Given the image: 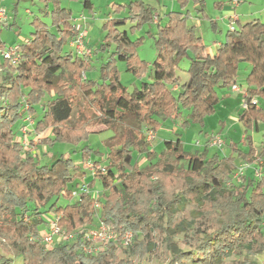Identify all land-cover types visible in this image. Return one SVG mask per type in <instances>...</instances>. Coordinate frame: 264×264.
<instances>
[{
  "label": "trees",
  "instance_id": "16d2710c",
  "mask_svg": "<svg viewBox=\"0 0 264 264\" xmlns=\"http://www.w3.org/2000/svg\"><path fill=\"white\" fill-rule=\"evenodd\" d=\"M38 1L40 13L32 18L29 38L18 45V63L0 56V264H12L19 257L22 264H132L128 257L144 254L155 256L159 264L185 260L225 264L224 259L234 252H264V175H245L237 186L228 184L236 158L253 163L264 157V140L258 149L249 141L246 152L234 149L235 155L214 152L208 156L206 148L185 151L176 138L164 141L156 160L141 167L135 160L141 154L152 157L141 123L155 133L164 121L176 120L186 110L182 125L202 126L205 116L215 110L217 87L230 90L231 84H238L240 62L250 65L244 99L258 97L264 102V20L233 23L210 55L195 25L188 24L189 4L197 17L205 16V0H176L179 8L167 11L164 21L160 15L156 19L153 6L144 0L113 3L115 16L103 22L105 34L97 50L109 51L112 45L114 49L101 63L98 77L82 78L94 66L64 50L80 31L72 22V11L61 0ZM83 6L92 9V1L84 0ZM154 22L158 50L150 66V81L130 92L120 81L117 62H125L126 70L140 78L149 70L136 53L144 36H132L143 24ZM3 46L0 41V51ZM183 57L190 59L188 78L175 93L170 85L179 82L176 69ZM74 85L98 113L68 125ZM260 105L243 107L239 119L257 129L264 123ZM38 107L42 114L33 129L39 134L52 128V136L42 137L39 143L77 146L82 163L90 155V147L84 144L88 128L102 124L112 130L105 141L107 163L88 182L93 188L95 178L101 181L98 208L90 193L93 189L72 194L85 173L71 154L61 152L41 162L17 140L23 118L36 115ZM51 213L59 216V224L72 237L47 248L39 236ZM99 220L113 228L116 240L99 251L84 252L87 241L80 230L95 227ZM127 231L132 241L124 247L120 238ZM178 236L186 248L179 245ZM119 247H124L126 257H118ZM245 264L259 263L248 260Z\"/></svg>",
  "mask_w": 264,
  "mask_h": 264
},
{
  "label": "rangeland",
  "instance_id": "374dc122",
  "mask_svg": "<svg viewBox=\"0 0 264 264\" xmlns=\"http://www.w3.org/2000/svg\"><path fill=\"white\" fill-rule=\"evenodd\" d=\"M84 0H61V5L68 7L73 13L72 22L80 27L81 31H84V41L87 47L91 48L90 55L86 56V59L94 66L89 68L85 72V76L96 78L99 76V67L101 63L105 62L110 52L114 49L112 45L109 51L97 50V47L102 42L105 31L102 28V24L108 18L114 17L112 4H122L129 0H91L92 9H86L83 6ZM145 3L153 6L154 14L157 15L156 19H159V15H164L172 8L178 9L179 5L176 0H144ZM232 1V0H231ZM215 0H205L204 8L205 16H196V10L193 5L189 4L190 17L188 18V24H195L196 33L202 38V42L212 53L216 51L217 45L215 42L224 40L225 34L229 29L228 16L225 11L220 10V6H216ZM0 4L5 8L7 14V21L0 24V41L4 42V47L9 45H19L29 38L30 32L33 28L31 25L32 18L35 14L40 13V7L42 5L38 0H0ZM229 9V7H228ZM231 9V14H236L239 17L240 22L251 21L253 19L264 20V0H239L238 4ZM234 12V13H233ZM48 24V18H45ZM155 19V21H156ZM130 23H127L128 28ZM236 26V23H234ZM157 26L154 23L143 24L134 34L133 38L143 35L142 42L137 46V55L145 60L149 65V70L140 78L134 73L126 70L125 62H117V69L119 71V78L123 85L131 92L135 87L139 86L143 81H150L151 64L155 60L157 55V46L155 43V33ZM65 51L74 50L69 46L68 42L64 47ZM0 57V61H1ZM190 63V59L183 57L178 62V68L176 74L179 78V82L175 85L177 88L175 93L180 90V84L185 82L188 78L186 72ZM250 68V65L246 62H240L237 72V82L240 86V91L235 93L227 88L217 87L218 102L216 104L213 113L205 116L203 125L199 123H191L188 126L182 125V119L185 118L186 110H183L181 116L176 120L168 119L163 122V125L155 132L151 133L144 123L140 126L147 137H150L149 149L152 151V157L148 159L145 154L136 155L135 160L138 166H144L148 161H154L159 154L164 150L165 140H175L179 138L181 140L182 148L187 152L202 151L206 148L207 155H211L217 152L221 156H226L231 153L234 155L236 150L246 152L249 148V141L252 146L258 149V144L264 140V123H259L258 128L253 126L248 127L240 119L239 115L243 109L244 94L245 91V76ZM1 72V70H0ZM173 85H170L172 88ZM73 100V112L68 125L73 124L76 121L85 118H92L96 116L98 111L95 107L88 104L82 97L78 85H74L72 89ZM47 95L43 103L49 98ZM256 102H260L264 106V102L260 101L258 97H252ZM260 105V106H261ZM259 106V105H258ZM36 115L25 116L23 121H31L29 124L30 130L25 131L24 134L18 133L17 140H19L24 147V151L30 154H34L40 158L41 162L50 161L61 152H67L71 154L72 158L79 164L80 169L84 171V178L80 179L79 185L87 186L88 182L95 177V173L98 169H103L107 160L105 158L106 145L105 141L112 135V130L105 128L102 124H97L88 128L90 131L84 144L90 147L89 159L94 164L93 170L82 166V160L79 153V147L70 143L55 142L52 146H44L39 143L42 137L52 136V128L47 127L43 132L37 134L34 128V122L41 118V107H38ZM27 121V122H28ZM25 123V122H24ZM153 137H152V136ZM211 136L220 138V145H209ZM20 137V138H19ZM198 141V143H196ZM55 155V156H54ZM98 158V160H96ZM258 158V157H257ZM244 163H248L241 158L235 159V168L231 175V179L228 181L229 186L238 185L242 182V178L245 175L253 174L257 177H263L264 175V157L258 158L253 163H248L249 166L245 167ZM185 166L186 161H182ZM97 179V185L94 184L93 188L98 194L102 193L103 188L99 178ZM78 188V186H77ZM76 197V196H75ZM60 201V200H59ZM46 228L41 229V231ZM262 230L264 232V223L262 224ZM177 240L182 248H186L181 242V237L178 236ZM119 247L117 249L118 257H126L123 249ZM199 255L196 254V258ZM132 264H159L155 256L144 254L143 256H131L128 257ZM248 260H254L259 264H264V252L257 254H244L240 252H234L230 256L224 259L225 264H245ZM12 264H22V259L15 258ZM182 264H193L191 260H185Z\"/></svg>",
  "mask_w": 264,
  "mask_h": 264
},
{
  "label": "built area",
  "instance_id": "2783aa9c",
  "mask_svg": "<svg viewBox=\"0 0 264 264\" xmlns=\"http://www.w3.org/2000/svg\"><path fill=\"white\" fill-rule=\"evenodd\" d=\"M239 0H232V3L234 5L238 4ZM7 14L5 8L0 4V24H3L7 21ZM229 29L232 30L234 28L233 21L229 23ZM84 31H79L77 36L70 40L68 42L69 46L74 50L72 53L75 55H78L80 57L86 58V56L90 55L91 48L87 47L86 42L84 41ZM0 56L10 61L11 64H17L20 60V52L18 50V45H9L7 47H4L0 51ZM82 78H85V74L82 73ZM230 90L234 92H239L240 86L237 83H233L230 86ZM243 94L245 96L246 92L243 91ZM257 104L256 100L253 98H250L249 101L244 100L243 107L249 108L252 106H255ZM25 120L24 124L21 126V133L24 134L25 131L30 130L29 124H31V121ZM151 132V131H150ZM152 133V132H151ZM152 136V135H151ZM154 136V135H153ZM152 136V137H153ZM20 138V137H19ZM150 139V137H148ZM198 143V141H196ZM221 141L220 138L211 136L208 144L209 145H220ZM83 166L86 168H89L90 170H93L94 164L90 159H86L83 161ZM245 167L249 166L248 163H244ZM87 186L78 185V188L72 192L73 195H78L80 192H89ZM94 206L98 208L100 206V201L98 200V193L96 190L90 191ZM59 216L51 213L47 218V228L46 230H42L40 232L39 239L40 241L47 247L50 248L53 246L55 241H60L61 239H68L72 237V233H65V230L61 227V225L58 222ZM82 232L83 238L87 241V244H84L82 249L84 252H96L103 248V246L106 243L112 242L116 240V234L113 230V228L105 223L102 220H99L98 224L95 227L83 230H80ZM122 245L128 246L131 244L132 241V233L130 231L125 232L121 236Z\"/></svg>",
  "mask_w": 264,
  "mask_h": 264
},
{
  "label": "crops",
  "instance_id": "0c3cea01",
  "mask_svg": "<svg viewBox=\"0 0 264 264\" xmlns=\"http://www.w3.org/2000/svg\"><path fill=\"white\" fill-rule=\"evenodd\" d=\"M215 2H218L220 4V10L225 11V13H226L225 15L228 16V18H227L228 19V23H230L231 21H233V23H237V22L244 23V22H240L239 21V17L236 14H231L232 12H231L230 8H234L235 7V5L232 3L231 0H215ZM228 7H229V9H228ZM172 9H174V8H172ZM161 17H162V21H164L165 18L163 17V15ZM245 22H247V21H245ZM194 23H195L194 25H196L197 20H195ZM215 44L217 45L218 42H215ZM206 51L210 55H212V54H214L216 52L215 51V52L212 53L210 50H208V48H206ZM176 88H177V86L174 84L173 85V89L175 90ZM235 93H237V92H235ZM94 184L97 185V179L96 178L94 179Z\"/></svg>",
  "mask_w": 264,
  "mask_h": 264
}]
</instances>
